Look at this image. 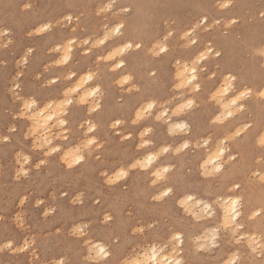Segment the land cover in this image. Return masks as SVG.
Instances as JSON below:
<instances>
[{"label": "rangeland", "instance_id": "obj_1", "mask_svg": "<svg viewBox=\"0 0 264 264\" xmlns=\"http://www.w3.org/2000/svg\"><path fill=\"white\" fill-rule=\"evenodd\" d=\"M31 2L32 8L25 11V0H0V28L11 29L14 38V44L8 50L0 52V60L6 61V66H0V136L9 137L6 142L0 143V242L11 240L22 245L25 240H29L34 243L23 253L0 254V264H51L60 259H64L66 264H90L87 259L89 250L99 241L111 253L109 264H120L123 259L136 258L153 241L168 239L173 232L183 235L181 249L189 264H200V257L194 254L191 240L206 227H210L211 221L197 222L186 216L177 206V200L188 193L203 196L210 191L224 198L227 193L221 187V179L197 177L193 162L198 159V155L204 156L203 152L198 149L186 150L179 157L171 153L160 157L161 166L171 164L175 168L163 183L153 184L152 176L143 177L141 173L145 170H131L125 180L112 185H108L106 179L115 175V171L126 169L132 156L140 149L147 148L149 143L138 147L141 143L139 133L143 128H153V132L144 139L151 141L154 152L162 146L175 148L181 143L184 137H170L163 123L145 119L140 125L132 126L130 122L142 102L154 98L165 100L171 95L169 86L173 82V64L177 59L181 62L191 61L206 49L211 53L210 58L217 59L218 62L221 60L222 63L207 65L206 72L200 75L199 79L203 78L202 90L196 99L201 107L170 123L187 119L191 125L189 139L192 141L208 136L218 140L224 136L217 135L202 123V117L207 116L203 114L205 110H214V105L209 100L205 107L202 93L205 88L214 87L215 82L212 81L222 75H235L237 81L239 77L247 76L252 85L258 83L264 67L260 65V57L255 52L264 47V16L260 15L264 12V0H233L225 10H220L218 0H128L133 7L127 15L107 20L95 14L99 0ZM69 13L80 17L76 33H72L70 29L56 28L43 35H28L45 22L56 21ZM119 19L126 22V30L121 38L111 42L120 45L124 41L135 40L141 43V49L124 57L126 67L122 70L133 74L142 89L140 93L124 94L114 84L121 73H112L105 62L97 61V57L104 54L101 51L103 47L88 56L81 55L80 49L76 48L70 66L62 68L67 69L66 71L57 67H49L45 71L49 62L56 58V53L51 51L54 46L63 45L72 36H98L103 24H114ZM233 19L237 22L228 27ZM198 22L201 27L197 32V44L190 49L183 48L179 36L191 31ZM72 26L76 27V24ZM169 30L173 31V37L168 41L170 51L158 59L154 58L149 49ZM28 47L34 48L35 52L29 58L26 68H18L16 61ZM217 51L220 52L219 57L215 56ZM152 70L158 73V83L154 84L149 75ZM69 71H76L78 74L95 72L96 79L105 92L102 109L95 114L90 116L84 108L71 109L68 117L72 128L70 139L56 142L63 145V152L82 139L79 130L82 122L91 120L98 124L99 132L94 135L104 147L72 169H68L62 160V153L45 157L41 150L33 149L34 138L25 139L31 121L20 114L21 105L15 99L16 95L35 96L42 106H46L48 101L61 96L67 83L64 78ZM17 73L22 75L14 81L13 77ZM53 77H59L60 83L42 86L44 81H50ZM14 83H19L21 87L15 93H10L9 89ZM120 119L126 124L117 129L110 128L111 124ZM245 122L255 124L251 115L243 121ZM12 125L16 126L15 132H9ZM116 131L121 132L119 137L115 134ZM126 135H130V138L124 139ZM236 142L232 151L237 154L238 161L241 154ZM255 150L253 148L249 153L253 162L249 170L251 192L258 187L252 172L257 170L255 160L261 151L256 153ZM21 152L31 157V163L26 166L28 176L17 180L19 165L16 158ZM127 155L128 158L124 160ZM45 160L46 163H41ZM37 164L40 166L36 167ZM104 173L108 175L105 176ZM238 184L240 187L236 188L237 184H234L233 189L241 194L245 184ZM168 186L174 188V194L162 202L152 199ZM78 196L80 201L76 202ZM38 201L43 203L38 206ZM45 212L48 214L45 215ZM149 225L153 227L150 228ZM76 227H81L85 235H73ZM137 228L142 231L134 233ZM251 230L252 228H248L249 232ZM236 247L238 246L221 241L218 256L227 259L228 254Z\"/></svg>", "mask_w": 264, "mask_h": 264}, {"label": "clouds", "instance_id": "obj_2", "mask_svg": "<svg viewBox=\"0 0 264 264\" xmlns=\"http://www.w3.org/2000/svg\"><path fill=\"white\" fill-rule=\"evenodd\" d=\"M232 3L233 0H218V7L220 10H225ZM32 6L31 0H25L23 10L27 11ZM132 7L133 5L128 0H99L95 14L106 20L109 18L115 19L127 15L132 10ZM260 15L264 16V12H261ZM79 20L80 17H74L69 13L56 21L45 22L42 26H38L29 32L28 35H43L56 28L70 29L72 33H76L79 27ZM236 22L235 19L231 20L228 27H231ZM73 24H76V27H73ZM200 27L201 25L198 22L192 27L191 31L182 33L179 36L183 48L190 49L197 44L199 39L197 32ZM125 30L126 22L119 19L114 24H103L101 34L98 36L89 35L83 38L72 36L63 45L58 44L51 49L53 53H62V55H58L53 61L49 62L45 67V71L49 67L62 69L68 66L73 58L71 54L74 53L76 48L80 49L81 55L88 56L93 51L105 47L109 42L121 38ZM172 37L173 31H167L162 39L154 42L149 49V53L157 59L163 54H167L170 51L168 41ZM13 44L12 30L0 28V52L8 50ZM139 49H141V43L135 40L124 41L122 44L109 49L101 57H97L98 62H107L106 66L110 72L121 73V75L117 76L114 84L124 94L140 93L142 91L140 85L136 83L133 74L122 71L126 67L124 57ZM34 52V48L28 47L16 61L18 68H26L29 64V58L33 56ZM255 55L264 58V47L257 50ZM215 56L219 57L220 52L217 51ZM210 57L211 53L209 51L202 50L191 61L181 62V60L177 59L173 64V82L169 86L171 95L165 100L154 98L143 102L130 122L132 126L140 125L145 119H152L154 123H163L167 127L170 137L175 138L178 135L184 137L181 143L175 148L162 146L155 155L147 154L146 158L134 160L126 169L121 168L116 171L115 175L109 176L106 179L108 185L125 180L131 170L150 169L158 158L169 153L179 157L186 150L195 151L198 149L203 152L204 156L199 170L200 175L205 179H222L228 168L237 161V154H233L232 151L233 145L238 139L245 138L249 131L253 129L254 124L252 122L239 124L234 130L226 133L218 140L208 136L195 141L189 139L191 136V125L187 119H181L179 123H170V121L176 118H183L190 111L201 107L196 96L202 90L199 77L206 72L207 67L206 63L201 62H207ZM0 66H6V61L0 60ZM19 75H22V73H17L13 80L15 81ZM149 75L153 78L154 84L158 83L159 77L156 70H152ZM96 76L95 72L86 71L78 74L76 71H69L64 78L67 83L65 89L61 92V96L55 100L48 101L46 106H43V112L40 110L42 105L37 97L15 96V99L21 105L20 114L32 122L25 139L34 138L33 149L41 150L45 157L62 153L61 158L68 169L80 165L88 157H91L104 147V144L94 135L98 131L99 126L91 120L82 122L79 125L82 139L70 148L62 152L63 145L56 143L57 141L63 142L70 139L72 128L68 117L73 107L84 108L90 116L102 109L105 92ZM37 78L39 79V75ZM49 83L54 86L60 83V79L59 77H53L50 81H44L42 86H46ZM223 84L225 86L220 88L210 98L220 109L210 121L213 126L224 127L230 120H238L247 110V101L254 95H257L264 102V90L254 93L252 89L246 86L239 87L235 75L229 74L224 77ZM20 87L19 83H14V86L9 91L10 93H15L16 89ZM52 110L55 112V118L49 114L45 119H41L45 113ZM125 124L126 122L123 120H116L110 125V128L117 129ZM15 131L16 126L12 125L9 128V132ZM152 132L153 128L151 126L141 129L139 133L141 143L138 147H144L145 144L151 143L150 140H145L144 137L149 136ZM115 134L119 137L121 132L116 131ZM129 138L130 135L124 136V139ZM8 139V136H0V143L6 142ZM256 143L261 150V154L255 160L257 170L252 172V177L264 188V130L259 132ZM16 159L19 165L16 179L19 180L22 176H28L29 173L26 170V166L31 163V157L21 152L17 154ZM46 162V160L41 161V163ZM39 166V164L36 165V167ZM174 171L175 168L171 164L153 170L152 175L155 179H153L152 183L166 182ZM104 175L107 176L108 174L104 173ZM235 187L239 188L240 185L237 184ZM233 192L234 189L232 187L227 188V193ZM172 194H174V188L168 186L160 194L154 195L152 199L156 202H162ZM24 199H27V197ZM79 201L80 197L78 196L76 202ZM42 203L43 201H38L37 205L39 206ZM177 206L186 216L194 218L197 222L207 223L211 221L210 227H206L191 240L194 254L200 257V264H264V202H261L258 209L245 211L243 195L238 194L235 199L231 198V196L224 198L220 194L208 191L203 196L198 193H188L177 200ZM220 210H223V214L218 219ZM47 214L45 212V215ZM17 219L19 220V217ZM250 224L253 225L251 232L248 231ZM149 227L153 226L149 225ZM141 231L139 228L134 229V233ZM73 235L83 236L85 233L81 227H76L73 229ZM221 241L238 246L228 254L227 259L218 256L217 250L221 249ZM33 243L34 241L29 240H25L22 245H17L11 240L0 242V254L4 252L12 254L23 253ZM183 243L182 235L179 232H173L168 239L153 241L149 247L143 250L142 255L138 254L134 259H123L120 264H189L180 247ZM241 249H246V251ZM89 251L90 255L87 259L90 264H109L111 253L108 248L96 244ZM133 251L135 252V249ZM51 264H66V261L64 259L54 260Z\"/></svg>", "mask_w": 264, "mask_h": 264}, {"label": "bare ground", "instance_id": "obj_3", "mask_svg": "<svg viewBox=\"0 0 264 264\" xmlns=\"http://www.w3.org/2000/svg\"><path fill=\"white\" fill-rule=\"evenodd\" d=\"M112 43L113 42H111V45H110V43H108L105 47L102 48L101 51L106 53L109 49H112V48L116 47L117 45H119L118 43H113V44ZM59 45H62V44H59ZM209 48H210V46H209ZM207 51H209V50H207ZM58 55H62V53H56V57ZM71 55L73 56V53ZM224 60H226V59H224ZM260 60H261L260 61V65H262V67H264V58L260 57ZM105 63L107 64V62H105ZM201 63H206V65L212 66V65H215L217 63L220 64V63H222V61L220 60L218 62L217 59L209 58V60L207 62H201ZM68 66H70V64ZM68 66H66V67L68 68ZM61 70H65L66 71L67 69H61ZM263 70H264V68H263ZM263 70L261 72L262 74L259 77V81H258V83L256 85H252V83H250L251 80L246 78L247 76L239 77V79L237 81V85L239 87H243L245 85H249L247 87L252 89L254 91V93H258L260 90H264V74H263ZM212 74H214V72ZM226 76L227 75H222L217 80L212 81V83L215 82L214 83V87H212V88L210 87L208 89L205 88L206 90L202 93L203 100L206 102L205 103V107H207L208 102L211 101V99H210L211 96L214 95L215 93H217L220 90V88L225 86L223 84V79ZM201 80H203V78ZM201 80L199 79L200 84H201ZM204 82H208V81H204ZM229 95H231V94H229ZM211 102L214 105V110L211 109V112L209 111V109L205 110V113H203V114H207V116L205 118L202 117V119H203L202 123H205L208 126V129L211 130V131H214L217 135H225L226 133L231 132L237 126H239V124L243 123V121L245 119H247V117L249 115H251V117L254 120L255 124H254L253 129H251L249 131V133L246 135L245 138H242L240 141L236 142L237 150L240 152L241 158L237 162H234L228 168V170L224 173V177L221 179V187H222V189H224L227 192V188L228 187H232L233 188L234 184L236 185V184L241 183V182L244 183L245 184L244 189H243L242 193L239 194V195H243V197H244V202H245V209L244 210L248 211V210H251L253 207H259V205L261 204V202H263V199H264V188H262L260 186V184L257 182L258 183L257 189L253 190L251 192V188L249 186V184H250L249 170H250V167L252 166L250 164H253V162H252V158H250L249 153H250V150H252L253 148L256 149L255 150L256 153L261 151L260 148L257 146L256 141H257V137L259 135V132L264 130V102H262L258 98L257 95H254L252 98H250L247 101V110L242 114V116L238 120H230V122L224 127L211 125L210 121L212 120V118L220 110L217 107V105H216V103L214 101H211ZM40 110H41V112H43L44 108H41ZM49 114L53 115L54 118H55V112H54V110H52V111H50L48 113H45L44 117H41V119L42 120L45 119L47 117V115H49ZM98 132H99V127H98V131L96 133H98ZM154 151H155V148L151 147V144L149 143L147 145V148H145V149L143 148V150L140 149L137 152V154L132 156V158L128 162L131 164L136 159L146 158L147 154H154L155 155L156 152H154ZM127 158H128V155L125 156L123 159L125 160ZM197 158L198 159L193 162V167L195 168V172H196L197 177L198 178H202V176L200 175L199 168H200V163H201V160L203 159V156L198 155ZM160 167H161L160 158H158V160L153 164V166H151L150 169L145 170L144 172H142L141 175L142 176L145 175L147 177L148 176H152L155 179V177L152 175V172H153V170H156V169H158ZM114 173H116V171ZM237 174L240 175V178H238ZM143 177H140V179L141 178L143 179ZM153 178L151 179V181H153ZM237 195H238V193H236V192L227 193L225 198H228L229 196H231V198L235 199L237 197ZM222 214H223V210H220L219 218H220V216H222ZM248 228H253V225L250 224L248 226ZM169 237H170V235H169ZM182 237H183V235H182ZM96 244H100L101 246L105 247V245L103 243H101L100 241L95 243V245ZM92 245H94V244H92ZM92 245H91V247H92ZM180 247H182V244L180 245ZM142 252L140 253V255H142Z\"/></svg>", "mask_w": 264, "mask_h": 264}]
</instances>
